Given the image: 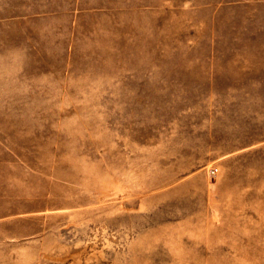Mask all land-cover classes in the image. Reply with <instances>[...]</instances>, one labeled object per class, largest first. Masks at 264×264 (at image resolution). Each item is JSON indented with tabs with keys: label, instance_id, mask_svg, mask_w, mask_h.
<instances>
[{
	"label": "rangeland",
	"instance_id": "374dc122",
	"mask_svg": "<svg viewBox=\"0 0 264 264\" xmlns=\"http://www.w3.org/2000/svg\"><path fill=\"white\" fill-rule=\"evenodd\" d=\"M0 264H264V0H0Z\"/></svg>",
	"mask_w": 264,
	"mask_h": 264
},
{
	"label": "built area",
	"instance_id": "2783aa9c",
	"mask_svg": "<svg viewBox=\"0 0 264 264\" xmlns=\"http://www.w3.org/2000/svg\"><path fill=\"white\" fill-rule=\"evenodd\" d=\"M211 172H212V174H215L216 169H215V168H212V169H211Z\"/></svg>",
	"mask_w": 264,
	"mask_h": 264
}]
</instances>
